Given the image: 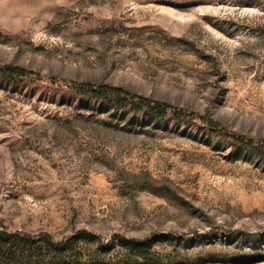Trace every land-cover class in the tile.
Instances as JSON below:
<instances>
[{
    "label": "rangeland",
    "instance_id": "obj_1",
    "mask_svg": "<svg viewBox=\"0 0 264 264\" xmlns=\"http://www.w3.org/2000/svg\"><path fill=\"white\" fill-rule=\"evenodd\" d=\"M0 229L119 264H264V0H0ZM165 102L158 115L99 86Z\"/></svg>",
    "mask_w": 264,
    "mask_h": 264
},
{
    "label": "trees",
    "instance_id": "obj_2",
    "mask_svg": "<svg viewBox=\"0 0 264 264\" xmlns=\"http://www.w3.org/2000/svg\"><path fill=\"white\" fill-rule=\"evenodd\" d=\"M0 71L3 75L10 77H31L30 72L19 67L7 66ZM89 91L96 97L130 104L135 109H146L158 115L182 116V113L168 103L131 94L121 87L102 85L97 90ZM84 236L95 237L80 231L75 236L57 240L48 233L35 236L0 229V264H106L105 259L100 255L116 243L115 239L107 244L101 242L97 255L90 260H84L79 244L81 239H85ZM119 242L126 249V252L117 260L119 264H140L152 261L151 257L154 254L151 252L150 239L121 238Z\"/></svg>",
    "mask_w": 264,
    "mask_h": 264
}]
</instances>
